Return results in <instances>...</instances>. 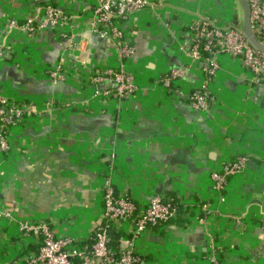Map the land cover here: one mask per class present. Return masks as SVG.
Wrapping results in <instances>:
<instances>
[{
	"label": "crops",
	"instance_id": "0c3cea01",
	"mask_svg": "<svg viewBox=\"0 0 264 264\" xmlns=\"http://www.w3.org/2000/svg\"><path fill=\"white\" fill-rule=\"evenodd\" d=\"M152 2L155 9L123 22L136 49L124 68L139 92L119 100L96 95L111 83L91 81L122 64L113 47L87 32L97 0H0V42L12 49L0 62V95L24 109V122L8 135L10 151L0 150V213L91 246L112 170L116 192L141 209L155 197L179 204L175 219L134 241L147 264H211V242L223 264H264V87L241 59L222 55L209 90L214 101L199 112L191 95L205 84L204 65L179 49L195 18L244 28L243 10L238 0ZM48 3L71 24L6 33L11 21L22 23ZM56 64L67 76L61 88L48 74ZM172 69L184 75L167 90L161 79ZM239 156L250 161L216 193L213 175ZM132 227L118 229L121 249ZM41 239L0 217V264H23Z\"/></svg>",
	"mask_w": 264,
	"mask_h": 264
},
{
	"label": "built area",
	"instance_id": "2783aa9c",
	"mask_svg": "<svg viewBox=\"0 0 264 264\" xmlns=\"http://www.w3.org/2000/svg\"><path fill=\"white\" fill-rule=\"evenodd\" d=\"M250 6V23L254 37L259 45L264 47V0H247ZM152 0H97L94 17L89 24L88 33L97 36L114 48L121 60L120 68H106L96 73L91 81L94 85L111 83L112 89L96 95L106 98L125 99L139 92L134 76L125 70V62L135 55V46L126 37L123 22L133 14L145 9H155ZM72 18L55 7L52 3L37 6L35 13L22 23L11 21L6 33L18 30L32 34L38 30L58 28L71 24ZM187 42L180 46V51L189 59L200 61L204 65L205 84L191 95L193 107L199 112H206L214 98L210 93V85L221 70L219 57L229 56L241 59L243 65L253 74V82L257 87H264V53L251 47L244 35V29L238 24L229 27H218L208 19L199 17L189 24ZM12 52L11 46L0 42V62H3ZM53 84L65 82L66 74L63 66L56 64L49 72ZM180 69H172L161 79V84L167 90L175 89V83L183 77ZM54 102L47 104V110L52 111ZM24 122V109L15 101L0 95V150L8 153L11 145L8 135L12 127ZM248 157L239 156L228 163L221 173L213 175L214 190L223 193L227 189L228 180L241 173L249 162ZM104 212L102 221L95 232L91 246H80L70 236H56L48 224L34 225L22 221L9 214L0 213L17 223L22 234L41 236L39 251L28 252L23 264H147L145 259L134 249V241L146 231L158 229L170 223L179 213V208L172 201L155 197L146 209H141L129 196H120L113 185L112 170L106 177V190L103 195ZM206 207L203 206L205 210ZM125 223H132V241L126 240L127 249L118 252L110 247L109 233L114 228H120ZM209 235V233H207ZM210 237V235L208 236ZM208 256L211 264H223L213 242Z\"/></svg>",
	"mask_w": 264,
	"mask_h": 264
},
{
	"label": "water",
	"instance_id": "95a60500",
	"mask_svg": "<svg viewBox=\"0 0 264 264\" xmlns=\"http://www.w3.org/2000/svg\"><path fill=\"white\" fill-rule=\"evenodd\" d=\"M238 1H239V4L243 10V14H244V35H245V37L253 49H255L256 51L264 53V47L259 45V43L256 41V39L254 37V33L251 29V23H250L251 11H250L249 3L247 0H238ZM188 36L190 37L189 34H188ZM54 85H55V87L57 86L58 88H61V87H63L64 84L62 82H60V83L54 84Z\"/></svg>",
	"mask_w": 264,
	"mask_h": 264
},
{
	"label": "trees",
	"instance_id": "16d2710c",
	"mask_svg": "<svg viewBox=\"0 0 264 264\" xmlns=\"http://www.w3.org/2000/svg\"><path fill=\"white\" fill-rule=\"evenodd\" d=\"M167 200V199H165ZM169 201V200H168ZM174 204H176L174 201H172ZM178 206V208L180 209L179 207V204H176ZM124 236L123 233L118 230V228H114L110 231L109 233V237H110V247L114 250V251H119L121 250V243H120V240H121V237ZM40 248V247H39ZM39 250H35L34 252V247H32L31 251H29L30 253H34L36 254Z\"/></svg>",
	"mask_w": 264,
	"mask_h": 264
},
{
	"label": "rangeland",
	"instance_id": "374dc122",
	"mask_svg": "<svg viewBox=\"0 0 264 264\" xmlns=\"http://www.w3.org/2000/svg\"><path fill=\"white\" fill-rule=\"evenodd\" d=\"M241 26H243V25H241ZM244 29V28H243Z\"/></svg>",
	"mask_w": 264,
	"mask_h": 264
}]
</instances>
